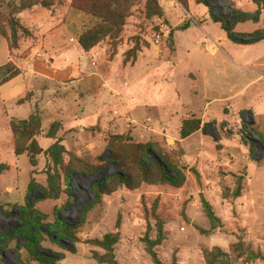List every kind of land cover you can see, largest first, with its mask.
<instances>
[{
	"label": "rangeland",
	"instance_id": "1",
	"mask_svg": "<svg viewBox=\"0 0 264 264\" xmlns=\"http://www.w3.org/2000/svg\"><path fill=\"white\" fill-rule=\"evenodd\" d=\"M112 2L122 24L95 47L105 50L109 60L118 52L122 65L136 61V93L130 97L136 106L125 105L136 116L123 113L119 102H104L102 127L97 120L80 133L66 130L61 135L58 124L50 123L40 136L47 139L35 142L46 150L59 141L66 152L57 153L55 165L46 171L42 154L34 156V165L25 155L9 157V126L10 140L0 133V264H37L14 233L25 198L39 214V250L57 259L56 264H98L91 254L103 251L94 241L107 233L116 236L112 255L118 264H153L148 250L159 264H206L205 253L214 248L225 255L222 264H264V2L154 0L160 16L149 15L145 0ZM90 4L0 0V39L11 53L30 36L29 28L47 32L45 18L63 21L64 16L68 33L78 36L99 22L83 9ZM24 11L32 15L27 28L20 18ZM11 17L26 31L17 32L13 48ZM252 33L250 40L261 38L244 44ZM67 104L66 109L77 108ZM190 120L198 121V129L180 137L181 124ZM126 143L147 145L151 174L160 166L178 186L141 184L95 200L92 182L110 184L119 166L136 182ZM64 166L70 169L66 176ZM30 181L35 187L28 195ZM39 193L46 197L33 201ZM64 225L72 229V246L59 240L56 229Z\"/></svg>",
	"mask_w": 264,
	"mask_h": 264
},
{
	"label": "crops",
	"instance_id": "2",
	"mask_svg": "<svg viewBox=\"0 0 264 264\" xmlns=\"http://www.w3.org/2000/svg\"><path fill=\"white\" fill-rule=\"evenodd\" d=\"M31 16L27 11L20 14L22 27L31 26L27 21ZM49 19L50 22L44 19L43 27L44 30L50 28L49 31L33 32L29 28L30 36L22 38L11 53L0 39L3 50L0 65L9 61L18 69L16 76L0 84V133L4 132V138L10 140L6 136L10 133V118L25 120L36 111L41 131L54 122L61 135H64L61 131L66 130L80 133L97 120L102 127L100 113L104 111V102H119L123 113L136 116L125 109L136 106V98H130L136 93V71L139 70L136 61L129 66L122 65L118 52L110 60L106 59L105 50L99 47L83 52L77 45V36L67 31L65 16L63 21ZM226 40V37L221 38L223 43ZM24 96L27 98L18 102ZM67 103L76 104L77 108L66 109ZM10 110L21 113L15 115ZM38 138L41 137L36 138L38 145L40 140L47 139ZM9 152V157L13 156L11 145ZM8 169H12V165Z\"/></svg>",
	"mask_w": 264,
	"mask_h": 264
},
{
	"label": "trees",
	"instance_id": "3",
	"mask_svg": "<svg viewBox=\"0 0 264 264\" xmlns=\"http://www.w3.org/2000/svg\"><path fill=\"white\" fill-rule=\"evenodd\" d=\"M91 4L83 9L87 10V12L94 18L99 20L98 24L94 25L91 28L86 29L82 33H80L77 38L76 42L78 47L83 52H88L90 49L97 46L102 39V37L110 34L118 28L123 21V16L118 14L116 5L112 2H101L99 0H90ZM253 4L259 5L260 3L263 4L264 0H250ZM145 8L148 11L149 15L160 16V11L156 6L154 0H145ZM211 19L213 21L220 22L217 18L212 16L210 13ZM8 32H9V41L12 44L10 48H13L15 45V39L17 36V32L26 33L24 29H21L18 25L17 21L12 17L8 19ZM19 26V27H18ZM186 27L185 24L178 27V29H183ZM221 29L223 30L227 39L234 41L229 33V29L226 26L220 24ZM255 34L252 33L249 35V40H246L245 43H249L252 40L259 39L256 38L250 40ZM14 42V43H12ZM9 49V48H7ZM9 51V50H8ZM5 68V70H4ZM4 70V72L0 76V84L7 82L12 77L18 74V69L13 65H10L8 62L5 65L0 66V71ZM24 98L18 100L21 102ZM8 126L10 132L13 136V156L18 157L21 155H25L28 159L30 165H34V156L38 154H42L45 160V171L49 167H53L55 164L53 163V157L57 153H61L62 151L65 153L66 151L62 148L59 144H53L49 149L42 150L36 141L37 137L42 136L40 130V120L39 117L33 113L30 114L25 120H15L10 118L8 121ZM199 123L197 120H190L181 124L179 129V136L185 137L193 131L198 129ZM123 141H130L129 138H122L121 136H114V140H122ZM57 143V142H56ZM22 144V145H21ZM127 148L129 150V156L127 158V164L132 166L136 171V182H130L125 172L122 170L123 166H119V172L113 174L110 178V184H105V180L96 179L92 182V190H93V197L95 200L100 201L102 196L109 195L110 193L114 192L117 189H126L132 190L139 187L141 184H164L169 185L172 187H177L178 185L173 181L172 177H170L167 172H165L162 167L157 166L156 173L151 174L150 172V165L146 161V155L148 152V146L145 144H138V143H126ZM57 151V152H56ZM110 151V157H111ZM50 165V166H49ZM65 176L69 174L70 169L68 166L63 167ZM180 183V182H179ZM35 184L33 182H29L26 188V194H30L33 192V188ZM56 193L58 190L55 191ZM46 196L39 193V195H34L32 197L33 201H39ZM39 214L32 210L31 203L25 198V203L18 207V220L19 225L15 227L14 233L16 234L17 238L22 239L21 247L30 257V259L37 264H56L57 259L53 258L50 254L44 253L43 251L39 250V241L38 236H36L39 232ZM206 215L209 219H212L211 213L206 210ZM61 225V223H60ZM63 225V224H62ZM65 225L62 226L60 229H56L57 234L59 235V240L64 239L69 242L70 246H72L74 241V235L71 233L72 229H69ZM46 232H44L45 234ZM47 235V234H46ZM6 237H13V233H7ZM51 240V238H50ZM116 241L115 234H104L99 241H94V246L98 247L100 250L103 251L102 254H98L93 252L91 254V259L98 264H118L112 255V245ZM0 249L1 248V240H0ZM67 251H70L71 248H66ZM148 254L151 256L153 264H159L156 260L154 254L148 250ZM220 257H225V255L220 252L217 248H214L212 251L205 253V260L206 264H222Z\"/></svg>",
	"mask_w": 264,
	"mask_h": 264
}]
</instances>
